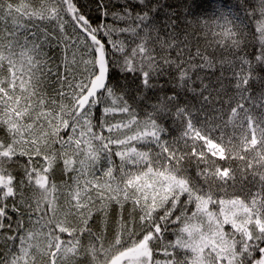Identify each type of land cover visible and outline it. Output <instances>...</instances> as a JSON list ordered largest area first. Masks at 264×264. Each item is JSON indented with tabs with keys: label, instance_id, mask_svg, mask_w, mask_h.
I'll use <instances>...</instances> for the list:
<instances>
[{
	"label": "snow or ice",
	"instance_id": "6c2138e0",
	"mask_svg": "<svg viewBox=\"0 0 264 264\" xmlns=\"http://www.w3.org/2000/svg\"><path fill=\"white\" fill-rule=\"evenodd\" d=\"M0 264H264V0H0Z\"/></svg>",
	"mask_w": 264,
	"mask_h": 264
}]
</instances>
